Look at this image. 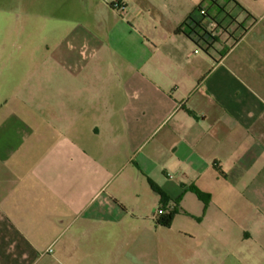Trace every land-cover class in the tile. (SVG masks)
<instances>
[{
	"label": "crops",
	"instance_id": "1",
	"mask_svg": "<svg viewBox=\"0 0 264 264\" xmlns=\"http://www.w3.org/2000/svg\"><path fill=\"white\" fill-rule=\"evenodd\" d=\"M210 2L212 19L195 17L216 36L208 45L177 32L192 0H83L81 19L50 33L36 19L34 35L31 19L15 35V0L0 1V264L264 255V13ZM149 180L165 211L178 203L170 228L157 224ZM192 188L209 196L205 214ZM182 215L204 233L176 239Z\"/></svg>",
	"mask_w": 264,
	"mask_h": 264
},
{
	"label": "rangeland",
	"instance_id": "2",
	"mask_svg": "<svg viewBox=\"0 0 264 264\" xmlns=\"http://www.w3.org/2000/svg\"><path fill=\"white\" fill-rule=\"evenodd\" d=\"M82 1L83 0H15L14 6H13V10H14V21L13 22L16 25L15 35H24L23 25L25 21H27L28 19H31L30 20L31 28L29 27L28 30L29 32L32 33V35L40 32V24L36 22V19H39V18L40 19L42 18L47 21L46 23L48 24V27H49V33L53 31L52 29L57 22H66V21L75 22L81 19L83 15L87 12V9L83 7L82 5ZM121 1L124 3L125 2L129 3V5H133L136 0H121ZM143 1L145 3L146 2L165 3L168 6H171L174 2L177 3V1H184V0H143ZM200 1L201 0H192L193 5L195 4L194 6H197V4L200 3ZM235 1L239 2V0H235ZM242 2H244L246 5H249V6H255L257 7L258 11L261 14L264 13V0H242ZM227 3L229 4V6H227L225 12H228V11L231 12V9L235 5L234 2L230 0H220L219 2V4H221L222 6ZM203 5L208 7V10L211 14L218 12L217 7H215L214 4H212V2H210L209 0L204 2ZM133 9H135V6L133 7ZM2 10H6V9L2 8L1 11ZM148 10H152V9L149 7H146L144 9L143 16L145 18L148 17ZM155 10L156 11L158 10L157 7L155 8ZM192 14L197 18H201V19L203 18L201 15H199V12L196 11V7L193 9ZM233 14L234 13H232V15ZM223 17H224V14H223ZM263 28H264V23L261 24L259 29L261 30ZM16 41L17 40H15V42ZM50 42L51 41H48L49 44ZM17 44H18L17 45L18 49L20 47H24L25 42L23 38L21 40H18ZM28 46H30V48H38L40 46L39 40L33 39L30 43H28ZM129 169L124 170L123 172L129 173ZM114 172L116 173V170ZM193 199H194L195 204L200 205L198 199L196 198H193ZM172 229L175 233L176 239L180 238V230H185L188 233L197 234L198 236L204 233V228L198 222L192 220L190 217H187L185 215L178 216L176 218ZM262 250L263 249L260 248V252L259 250L256 251V254H255L256 263L255 264H264V255L261 254Z\"/></svg>",
	"mask_w": 264,
	"mask_h": 264
},
{
	"label": "trees",
	"instance_id": "3",
	"mask_svg": "<svg viewBox=\"0 0 264 264\" xmlns=\"http://www.w3.org/2000/svg\"><path fill=\"white\" fill-rule=\"evenodd\" d=\"M208 0H204L203 3L199 4L196 7V11H198L200 14L202 11H204V2H206ZM210 1V0H209ZM232 2H234L239 8H241L242 11L247 12L243 7H241L235 0H230ZM205 13L202 14L201 16L203 18H210L212 19L207 13L206 11H204ZM248 16H250V14L247 12ZM192 22V24H190ZM197 29H196V27ZM218 26H220L218 24ZM181 28V29H180ZM179 29H177V32L182 30L183 28H187L184 32L190 37L192 34H196L195 36H198L199 38H203L205 41H207L206 43L208 45H210L208 39H206V35H210L209 33L207 34V30L206 28L202 25V21L197 20L195 18V16L193 14H191L188 19L181 25ZM201 34V35H200ZM208 38V37H207ZM149 183L152 187V189L157 192L160 196V203L161 206L156 214V221L157 224L161 227L164 228H170L171 225L173 224V221L175 219V217L179 214V209H178V203L175 202V205L170 208L169 210L165 211V207L167 206V204L169 203V197L166 195V193L159 188L154 182H152L151 180H149ZM191 191L197 196V198L203 203L204 205V214L207 210V207L210 203V199L209 196L201 191H199L196 188H192Z\"/></svg>",
	"mask_w": 264,
	"mask_h": 264
},
{
	"label": "flooded vegetation",
	"instance_id": "4",
	"mask_svg": "<svg viewBox=\"0 0 264 264\" xmlns=\"http://www.w3.org/2000/svg\"><path fill=\"white\" fill-rule=\"evenodd\" d=\"M207 30V34L208 33H211L208 29H206ZM207 37H206V39H208V41H209V43H212V41L213 40H215V38H216V36L215 35H206Z\"/></svg>",
	"mask_w": 264,
	"mask_h": 264
},
{
	"label": "built area",
	"instance_id": "5",
	"mask_svg": "<svg viewBox=\"0 0 264 264\" xmlns=\"http://www.w3.org/2000/svg\"><path fill=\"white\" fill-rule=\"evenodd\" d=\"M204 13H205L204 11L201 12V14H204Z\"/></svg>",
	"mask_w": 264,
	"mask_h": 264
}]
</instances>
